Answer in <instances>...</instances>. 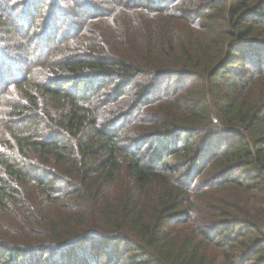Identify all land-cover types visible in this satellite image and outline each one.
Wrapping results in <instances>:
<instances>
[{
  "label": "trees",
  "instance_id": "16d2710c",
  "mask_svg": "<svg viewBox=\"0 0 264 264\" xmlns=\"http://www.w3.org/2000/svg\"><path fill=\"white\" fill-rule=\"evenodd\" d=\"M0 264H264V0H0Z\"/></svg>",
  "mask_w": 264,
  "mask_h": 264
},
{
  "label": "rangeland",
  "instance_id": "374dc122",
  "mask_svg": "<svg viewBox=\"0 0 264 264\" xmlns=\"http://www.w3.org/2000/svg\"><path fill=\"white\" fill-rule=\"evenodd\" d=\"M173 1V0H172ZM161 3H167V0H161ZM169 3V2H168ZM5 68H8L9 70H10V67H8V66H5ZM239 74V73H238ZM237 80H239V76H237ZM171 80H168V82H167V85L170 87V85H171ZM191 82H192V80H191ZM213 120H214V122L215 121H217V118L214 116L213 117Z\"/></svg>",
  "mask_w": 264,
  "mask_h": 264
}]
</instances>
